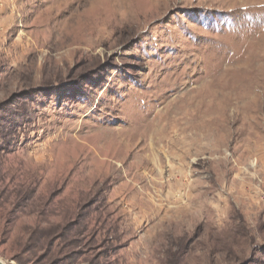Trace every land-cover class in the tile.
<instances>
[{
    "label": "rangeland",
    "instance_id": "1",
    "mask_svg": "<svg viewBox=\"0 0 264 264\" xmlns=\"http://www.w3.org/2000/svg\"><path fill=\"white\" fill-rule=\"evenodd\" d=\"M0 259L264 264V0H0Z\"/></svg>",
    "mask_w": 264,
    "mask_h": 264
},
{
    "label": "water",
    "instance_id": "2",
    "mask_svg": "<svg viewBox=\"0 0 264 264\" xmlns=\"http://www.w3.org/2000/svg\"><path fill=\"white\" fill-rule=\"evenodd\" d=\"M0 264H9V263H7V262H5V261L0 259Z\"/></svg>",
    "mask_w": 264,
    "mask_h": 264
}]
</instances>
